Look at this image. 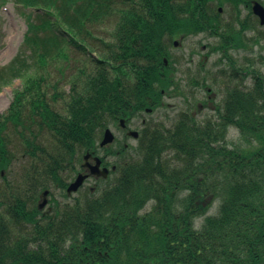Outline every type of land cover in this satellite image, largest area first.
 I'll return each instance as SVG.
<instances>
[{
    "label": "trees",
    "instance_id": "16d2710c",
    "mask_svg": "<svg viewBox=\"0 0 264 264\" xmlns=\"http://www.w3.org/2000/svg\"><path fill=\"white\" fill-rule=\"evenodd\" d=\"M14 1L32 13L19 54L0 69V87L23 82L0 115V174L15 157L6 133L12 127L23 158L33 161L26 175L37 194L61 179L60 170L76 171L86 152H98L110 121L161 104L174 86L168 47L176 37L212 31L211 3L248 2ZM227 29L222 49L240 40L232 22ZM57 59L64 70L77 69L67 97L58 86L64 71L47 79ZM246 63L252 70L253 60ZM255 84L230 85L214 120L183 113L173 127L147 126L137 157L127 161L123 148L112 184L85 201L31 220L20 187L5 183L0 264H264V76ZM205 85L202 78L196 86ZM230 127L236 143L227 139ZM216 202L217 213L208 215ZM25 222L35 225L32 234L17 230L11 242L10 225Z\"/></svg>",
    "mask_w": 264,
    "mask_h": 264
},
{
    "label": "rangeland",
    "instance_id": "374dc122",
    "mask_svg": "<svg viewBox=\"0 0 264 264\" xmlns=\"http://www.w3.org/2000/svg\"><path fill=\"white\" fill-rule=\"evenodd\" d=\"M264 2V0H263ZM17 2L14 0H0V5L6 8L2 10L0 8V69L7 66L14 58L19 54L20 47L25 38V34L28 30V17L31 16V11L27 10L23 12L24 9L18 8ZM0 6V7H1ZM244 5H239L237 8H233L230 5L224 4V12L222 14L223 20L231 19L232 14L236 11L239 19L244 22L247 17V12L245 11ZM34 12V11H33ZM252 24L255 25L254 20ZM248 36L244 33L247 39L245 40V49L238 51H231L230 55L237 61L240 68H244L246 59L253 60L254 74H261L264 76V44L253 43L254 34L257 32L248 31ZM253 36V37H252ZM217 41L213 39L208 34H203L199 36H188L181 40L180 46L175 48L173 45H169V55L170 61H172L173 67V81L174 86L169 90L168 93L162 98V104L155 108L151 114L142 111L136 115H133L130 122V129L141 131V123L146 120L147 124L151 126H165L166 128L173 127L175 121L183 113L195 114L196 120L203 123L205 120H210L216 116V105L221 104L225 98L226 92L229 86L236 85V82H232L225 76V72H230V68L226 65L225 61H222L221 53H217L214 50V46ZM203 45H208L209 48L203 51ZM69 69H63L62 60L50 61L46 67L47 79L57 80L61 78V71L63 81L58 83L59 91L66 94L64 97L68 96L71 90L72 76L76 72V68L70 64ZM247 71V70H246ZM221 73V74H220ZM254 74L247 72L245 76L254 77ZM202 78H206V86L199 88L196 86L197 82H201ZM71 79V80H70ZM253 80L244 77L243 85L245 87H251ZM22 88V82L20 79L14 81L12 84L1 85L0 87V115L8 110L12 99L13 93L17 89ZM211 88L212 92H208L207 89ZM52 90L49 92V97L52 96ZM195 95V98H192ZM50 103L57 108H61L60 104H63L62 99H49ZM195 100L198 101L197 104L203 103L204 110H199V105L194 108L190 107L191 103ZM204 100L206 103H204ZM59 103V104H57ZM214 120V119H213ZM114 134L116 135L117 142L120 141L124 134L119 131V129L112 123L108 124ZM10 138L9 149L15 153L14 160L2 178L0 176V187H4L5 183H10L12 186H18L23 175V171L31 161H27L23 158V149L18 146L16 141H20L16 133H13L12 129L7 131ZM125 137V136H124ZM227 139L229 142H238L239 133L234 127H230ZM126 141L132 146L127 154V160L131 161L134 157H137V144L138 141L132 138L126 139ZM118 146V145H117ZM116 146V147H117ZM115 176H112V180ZM72 178H68L70 181ZM52 186V185H51ZM89 184L87 185V187ZM104 187L106 184L103 185ZM101 185L100 188H103ZM53 194L63 201V196L56 188H52ZM87 191V190H86ZM76 194L75 197H79ZM218 203L216 202L213 208L208 212V215H214L217 213ZM202 223V218L196 221V227L199 228Z\"/></svg>",
    "mask_w": 264,
    "mask_h": 264
},
{
    "label": "flooded vegetation",
    "instance_id": "af4514ba",
    "mask_svg": "<svg viewBox=\"0 0 264 264\" xmlns=\"http://www.w3.org/2000/svg\"><path fill=\"white\" fill-rule=\"evenodd\" d=\"M253 1L255 0H248V3L245 5V11L247 12V17L246 20L243 24L247 27V29H252L254 32L257 31L256 28H258V33L256 34L257 38L260 39V37H264V26H261V23H260V20L258 19V17H256L254 14H253V11H252V3ZM250 17H253V19L255 20V27L252 26L250 24L249 21H252L250 20ZM246 29V30H247ZM200 109L203 110V105H200ZM32 225H26L24 226L27 227V228H31Z\"/></svg>",
    "mask_w": 264,
    "mask_h": 264
},
{
    "label": "water",
    "instance_id": "95a60500",
    "mask_svg": "<svg viewBox=\"0 0 264 264\" xmlns=\"http://www.w3.org/2000/svg\"><path fill=\"white\" fill-rule=\"evenodd\" d=\"M258 6L260 7V5H258ZM261 9H262V8H261ZM263 11H264V10H263ZM262 13H263V17H264V12H262ZM263 22H264V20H263ZM112 140H113V136H112V134L110 133V131L108 130V131L106 132V134H105V138H104V140H103L102 145H105V144H107V143H110V142H112ZM89 156H90V155L86 156L85 159L87 160ZM96 160H97L98 165H99V164H100V161H99L98 159H96ZM98 165L95 166V167H92V171H93V173H96V172H97L98 167H99ZM99 174H102V175H104V177H107V175H108V170L105 169L104 172H100ZM82 181H83V177L79 176V178L77 179V181H76L74 184H72V185L70 186L69 191L76 190V189L79 187V185L81 184ZM44 204H45V203H43V205H44Z\"/></svg>",
    "mask_w": 264,
    "mask_h": 264
},
{
    "label": "bare ground",
    "instance_id": "6f19581e",
    "mask_svg": "<svg viewBox=\"0 0 264 264\" xmlns=\"http://www.w3.org/2000/svg\"><path fill=\"white\" fill-rule=\"evenodd\" d=\"M236 29H237V28H236ZM258 42L260 43V42H261V39H253V43H254V44H257Z\"/></svg>",
    "mask_w": 264,
    "mask_h": 264
}]
</instances>
